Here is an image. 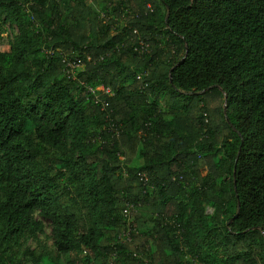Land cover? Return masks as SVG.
Listing matches in <instances>:
<instances>
[{"label": "trees", "instance_id": "trees-1", "mask_svg": "<svg viewBox=\"0 0 264 264\" xmlns=\"http://www.w3.org/2000/svg\"><path fill=\"white\" fill-rule=\"evenodd\" d=\"M1 24L0 264H264V0H0Z\"/></svg>", "mask_w": 264, "mask_h": 264}, {"label": "rangeland", "instance_id": "rangeland-1", "mask_svg": "<svg viewBox=\"0 0 264 264\" xmlns=\"http://www.w3.org/2000/svg\"><path fill=\"white\" fill-rule=\"evenodd\" d=\"M147 8L149 9V11L153 10V7H151V5H148ZM121 15H117V13L115 12L114 7L111 5V8L109 10H107L106 12L101 13V18H105L104 22H107L109 24V22L111 23V21L113 22V24H111V31H110V35H117L118 33H121L123 31V29L127 26V20L126 18L128 17L127 15L129 14V17H133L132 12H130L129 10H127V8H125L124 6L121 8ZM0 29L1 31H5L7 33H9L11 30L9 29V25H0ZM11 34V33H10ZM142 42V41H141ZM84 69L81 68L79 70V72H82ZM168 96L164 97L163 94H158V98L161 102V104L163 105V107L167 108V106L170 104V98H173V101L175 102V104H177L178 107H180L182 105V103L185 101V99L179 95H176L175 93H173L172 91H168ZM182 136L187 138L189 137V133L183 129L182 130ZM236 212L235 208H230V215L234 214ZM215 213V209L214 208H207V215L209 217H213ZM39 220L44 221L46 229H45V235H41L40 239L43 243L47 244L49 247L52 245V241L49 239V237L51 236V224L44 220L42 217H38ZM29 245L32 248L37 247L38 243L35 242H30ZM224 247H222V251H227V245L224 243L223 245ZM184 249V256H185V260L188 262H192V255L188 252V248L187 247H183ZM204 250H202L203 253ZM213 253V252H212Z\"/></svg>", "mask_w": 264, "mask_h": 264}, {"label": "built area", "instance_id": "built-area-1", "mask_svg": "<svg viewBox=\"0 0 264 264\" xmlns=\"http://www.w3.org/2000/svg\"><path fill=\"white\" fill-rule=\"evenodd\" d=\"M140 45H141V49L139 51V54L141 55L147 51V49L149 48V45L143 41L140 43ZM46 54L49 56H52V55H54V52L50 50V51H46ZM88 60H91V58L88 57ZM64 65H65V69H66L67 73L71 74V75H77V72L81 68H83V65L80 61H72V60H68V59H64ZM143 78H144L143 74L138 76V80H140V81H143ZM83 86L85 87L86 92L89 94V96L90 95L93 96L94 101L97 104L100 102V96L98 94L99 92L103 93L104 95L110 96V97L112 96L111 90L108 88H105L103 86L97 87L95 89L88 86V85H85V84H83ZM145 87H148V85H146ZM106 106H107V104H106ZM144 181L145 182L147 181L146 177L144 178ZM129 215H131L130 212H129Z\"/></svg>", "mask_w": 264, "mask_h": 264}]
</instances>
